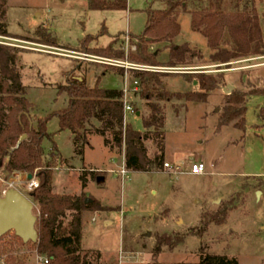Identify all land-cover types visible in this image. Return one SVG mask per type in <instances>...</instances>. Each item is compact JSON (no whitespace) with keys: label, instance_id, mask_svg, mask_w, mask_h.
I'll return each mask as SVG.
<instances>
[{"label":"rangeland","instance_id":"374dc122","mask_svg":"<svg viewBox=\"0 0 264 264\" xmlns=\"http://www.w3.org/2000/svg\"><path fill=\"white\" fill-rule=\"evenodd\" d=\"M126 1L125 11H92L88 0H9L8 31L20 39L0 37V44L25 51L20 55L18 67L25 98L34 106L31 119L67 106V95H58L57 88L66 83L68 76L83 77L90 88L96 86L99 77V88L121 90L123 78L128 77L129 82L134 79L131 67L148 66L132 61L137 54L134 48L137 41L129 35H141L147 25V11L163 9L164 4L159 0ZM256 7L262 16L264 4L256 0ZM193 9L191 6L190 10ZM178 21L180 41L204 52L203 60L196 59L194 64L186 65L189 68L181 69L191 71L178 72H224L225 85L213 92L206 103L177 99L153 102L165 112V163L187 171L200 162L206 166L205 175L176 177L163 167L150 173L128 171L129 179L123 180L120 172L125 168L124 152L110 151L104 146L103 138L91 128L99 127V123L93 121L86 127L92 146L89 145V150L85 146L83 157L76 151L73 135L59 132L57 119L48 124L51 138L43 141V148L50 167L52 195L79 198L84 205H92L82 215L81 243V254L90 253L91 264H152L154 250L161 240L164 242L156 260L159 264L197 263L205 255H226L236 258L239 264H264V123L258 118L264 97H248L241 128L235 127L236 122L226 126L219 123L229 102L223 92L226 86L232 85L242 94L264 89V56L237 60L219 71L209 61L203 37L192 31L190 15L182 11ZM40 26L52 32L62 47L32 42ZM103 27L106 34H101ZM87 36L97 38L86 43L89 49L106 47L119 38L114 49L123 53V57L97 60L96 56L85 54L80 44ZM180 41L177 38L173 42ZM164 44H154L151 49L164 54L158 57L162 65L167 64L169 55ZM184 76L168 74L162 79L168 84L173 77L186 81ZM188 87L181 80L170 83V89L181 93ZM196 88L197 84L192 90ZM170 89L167 88L174 93ZM129 102L134 113L127 114V123L143 132V119H148L151 113L147 101L138 93ZM135 110H142V116L138 117ZM145 146L148 156L153 158L156 152L153 140ZM8 162L9 157L0 169L1 195L9 189L18 190L33 202L34 214L39 219L40 206L34 202L33 191L26 183L31 173H9ZM92 171L96 175H91ZM36 172L33 175L40 185ZM82 176L86 177L85 188ZM99 177L105 181L98 183ZM86 199L92 202L85 204ZM73 215L66 211L65 217L60 218L64 226ZM211 218L220 222L206 227ZM96 253L101 254L100 260ZM43 258L47 257L39 256L31 244L22 245L13 232L0 239V264H42Z\"/></svg>","mask_w":264,"mask_h":264},{"label":"trees","instance_id":"16d2710c","mask_svg":"<svg viewBox=\"0 0 264 264\" xmlns=\"http://www.w3.org/2000/svg\"><path fill=\"white\" fill-rule=\"evenodd\" d=\"M159 1L163 2L164 8L147 11L148 21L144 32L139 36L129 35L132 40L137 41V54L132 56V61L153 67L175 68L192 65L196 59L203 60L204 56L200 50L192 49L188 44L177 46L173 42L181 33L178 18L182 11L190 15L192 31L206 39L211 50L209 61L218 66L217 70L227 69L237 60L264 56V14H259L256 0ZM259 1L264 4V0ZM191 6L193 10H190ZM88 7L92 11H125L128 10V3L126 0H88ZM101 34H106L105 27L102 28ZM35 35L36 39L32 40L34 43L62 47L53 33L45 27H38ZM0 37L20 39L8 31V0H0ZM96 39L94 36H87L80 44V50L99 58L123 57V53L114 49L119 38H114L106 47L89 49L86 43ZM160 43H165L164 48L169 49L168 62L165 65L158 62V57L162 54L159 49L151 52L153 45ZM21 53L25 51L0 44V169L5 158L9 157L6 167L9 173L27 171L33 175L37 171L40 185L32 192V198L40 206L37 227L39 239L37 243H28L36 248L37 254L46 256L48 264H91L90 253L81 254V243L82 215L84 211L92 208V205H84L79 198H59L52 195L50 167L45 162L43 148V141L51 138L48 133L49 122L57 119L59 132L68 131L73 135L76 151L83 157L84 148L88 146L91 136L86 127L96 121L100 126L91 127L93 133L103 138L104 146L110 151L118 149L124 152L127 171L150 173L163 169L166 149L165 112L160 104L153 101L170 102L177 99L206 103L213 92L225 85L224 72L185 74L187 82L196 81V90L171 93L162 79L168 74L133 70L131 73L139 83V93L151 110L149 118L143 119L144 131L139 132L125 120L124 92L99 88V77L96 86L90 88L85 79L78 80L68 76L66 83L57 88L58 95H67V106L45 117L31 119L30 111L34 106L25 98L26 89L18 67ZM255 96L264 97V89H254L248 94L234 90L227 96L228 107L220 118V125L226 126L236 122L235 127L241 128L247 113V99ZM175 112L178 113V110ZM258 118L264 123V107L260 109ZM23 136H26V139L19 144ZM150 140L156 145L153 158L148 156L145 146ZM11 150L13 152L10 153ZM90 173L96 175L95 171ZM81 181L85 188L86 177L82 176ZM66 211L73 212L74 215L69 224L64 226L60 218L65 217ZM219 222L217 218H211L206 222V227ZM161 241L154 250L152 264H159L156 260L164 242ZM20 242L27 245L21 240ZM96 256L97 260L101 259L100 253H96ZM178 264H239V261L226 255H205L197 263Z\"/></svg>","mask_w":264,"mask_h":264},{"label":"water","instance_id":"95a60500","mask_svg":"<svg viewBox=\"0 0 264 264\" xmlns=\"http://www.w3.org/2000/svg\"><path fill=\"white\" fill-rule=\"evenodd\" d=\"M234 90V86L228 85L223 89V92L230 95ZM137 116L139 117L140 113H137ZM25 139L26 136H23L19 144ZM33 179L34 175H28L29 181ZM104 181V177L97 179L98 183ZM91 202L90 199L85 200V204ZM37 222L34 204L29 198L16 189H9L3 195L0 190V239L7 233L13 232L24 244L37 243L39 239Z\"/></svg>","mask_w":264,"mask_h":264},{"label":"built area","instance_id":"2783aa9c","mask_svg":"<svg viewBox=\"0 0 264 264\" xmlns=\"http://www.w3.org/2000/svg\"><path fill=\"white\" fill-rule=\"evenodd\" d=\"M64 56H67V55H64ZM67 57H71V56H67ZM86 57H88V56H86ZM95 59L100 60L102 58L96 57ZM131 69L135 70V71L157 72V73H166V74L176 73L178 71H189V70H181L183 68H181V69H179V68H161V67H151V66H141V65L131 67ZM165 69H167V70H165ZM183 73H188V72H183ZM136 86H137V90L139 91L138 81L136 82ZM124 102H125L124 113H125V120H126L127 114L128 113H134V110H133L132 105L127 102V100L125 98V94H124ZM164 170L166 172L172 174L173 176H176V177H178L179 175L203 176L206 174V166H205V164L200 163V162L192 164L188 168L187 171L182 170L181 166H175V165H172L170 163H165L164 164ZM120 173L122 175L123 180L129 179V176H128L129 172L125 168H123ZM26 183H27L28 189L30 191H34L35 189H37L39 187V183L35 179V177L31 181H29L27 178ZM41 262H42V264H48L49 263L46 258L41 259Z\"/></svg>","mask_w":264,"mask_h":264},{"label":"crops","instance_id":"0c3cea01","mask_svg":"<svg viewBox=\"0 0 264 264\" xmlns=\"http://www.w3.org/2000/svg\"><path fill=\"white\" fill-rule=\"evenodd\" d=\"M107 1H114V0H107ZM8 2H9V0H8ZM38 16H40V15H38ZM8 18H9V11H8ZM46 22H47V20H46ZM41 24H46V23H42L41 22ZM129 34V33H128ZM198 34V33H197ZM180 36V35H179ZM179 36L178 37H176L175 39H177L178 38V40L180 41V39H179ZM202 36V35H201ZM203 37V36H202ZM174 39V40H175ZM203 39H204V41H205V43L207 44V41H206V39L203 37ZM175 44V43H174ZM184 44H189V43H187V42H185V41H180L179 42V44H176L177 46H181V45H184ZM189 45H192V44H189ZM108 46V45H107ZM194 46H196L197 47V45H194ZM207 48H208V45H207ZM192 49H195V48H192ZM196 50H199L198 48L196 49ZM203 54H204V52L202 51V50H200ZM210 54H211V50L208 48V51H207V55H208V57L210 56ZM161 55H164L163 53L161 54ZM165 55H167V54H165ZM215 66H217V65H215ZM190 66H184V67H175V68H179V69H181V68H189ZM212 67L213 66H211V67H209L210 69H212ZM208 69V68H207ZM189 71H191V70H189ZM193 71V70H192ZM202 73H209L208 71H203ZM211 73H213V71L211 72ZM169 74H175V75H185V74H198L197 72H188V73H183V72H176V73H169ZM74 78H76V79H78V80H84V78L83 77H74ZM177 80H181V81H183L185 84L187 83V85L189 86L187 89H186V91H183L184 93H186V92H192L193 90V86L194 85H196L197 83H196V81H193V82H187V81H184V79H183V77H173V78H170V82L167 84V88L168 89H170V83H172L173 81L174 82H176ZM130 80L128 79V77L127 78H123V82H124V87H123V89H121V91H123L124 92V94H125V98H126V100H127V102L128 103H130L129 101H130V98L131 97H134L135 95H138V93H139V91L137 90V86H136V82H137V80L136 79H133V81H131V82H129ZM170 90H172V89H170ZM172 91H174V93H181V91H178V90H172ZM132 103V102H131ZM137 113H140V116L139 117H141L142 116V110H140V112L138 111ZM137 115V114H136ZM126 122H127V118H126ZM90 138H92L91 136H90ZM90 141H91V139H90ZM89 145H91V143L89 142V144H88V149L87 150H89L90 149V147H89ZM92 146V145H91ZM86 150V151H87ZM85 154H86V152H85ZM112 155V154H111ZM166 157H167V155H166Z\"/></svg>","mask_w":264,"mask_h":264}]
</instances>
